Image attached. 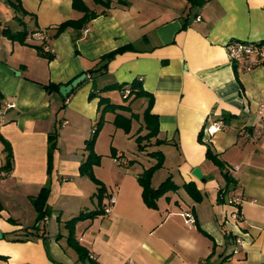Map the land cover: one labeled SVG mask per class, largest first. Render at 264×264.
Masks as SVG:
<instances>
[{
  "label": "crops",
  "instance_id": "1",
  "mask_svg": "<svg viewBox=\"0 0 264 264\" xmlns=\"http://www.w3.org/2000/svg\"><path fill=\"white\" fill-rule=\"evenodd\" d=\"M13 1L18 9L0 0V264H264V63L242 71L225 50L231 38L264 40V0H110L108 8L82 0L98 15L56 35L58 24L83 15L73 0ZM4 28L29 33L21 43ZM33 32L47 37L53 58L39 54ZM123 46L129 47L106 70L87 73ZM82 73L85 79L66 97L45 88ZM133 80L153 96L150 112L158 118V133L142 141V151L136 137L148 131L142 120L148 97L130 96L126 110L103 114L100 104L102 97L127 105L118 99L121 90L101 89H128ZM116 113L131 118L129 132L114 124ZM216 119L225 127L206 135L204 127ZM255 129L261 134L252 139ZM94 134L100 200L99 185L79 171ZM156 138L164 143L154 144ZM4 140L11 147L9 172ZM208 147L223 167L206 156ZM155 150L163 164L151 186L170 176L179 188L151 208L138 175L155 163L147 155ZM195 167L201 179L192 174ZM187 182L195 184L199 201L181 187ZM44 185L48 213L37 222L32 199ZM111 194L116 200L106 213ZM233 196L240 204L228 201ZM99 209L66 225L80 212ZM186 210L195 216L192 226L180 214Z\"/></svg>",
  "mask_w": 264,
  "mask_h": 264
},
{
  "label": "trees",
  "instance_id": "2",
  "mask_svg": "<svg viewBox=\"0 0 264 264\" xmlns=\"http://www.w3.org/2000/svg\"><path fill=\"white\" fill-rule=\"evenodd\" d=\"M191 4L195 3V0H188ZM9 2L11 3V5L15 8L18 9L20 4L19 2L15 3L13 0H9ZM93 2L95 4H99L103 7L108 8L110 6V0H93ZM119 2H124L127 3L124 0H119ZM73 8L80 10L81 12H83V15L78 18V19H70V20H66L64 22H61L60 24H58L55 29V35L59 34L61 31H63L64 29L68 28V27H74V28H82L89 20H91L92 18L96 17L98 14L97 12H95L94 10L89 9L84 2H82V0H73L72 2ZM3 33L5 35L8 36V38H10L11 40H17L21 43L25 42V39L29 33V31H27L25 28L22 30H18V31H11L8 28H4L3 29ZM34 33V32H33ZM264 42V40H263ZM44 41L40 42L38 45H36V49L39 52V54L43 57H46L47 59H51L53 58V53L51 52V50L46 51L44 50ZM129 46H123L120 48H117L111 52H108L106 54H104L103 56L100 57L99 63H101L100 66H98L97 68H93L87 71V73H93V72H103L104 70L107 69V64L108 62L117 54V53H121L124 50H126ZM125 84H109L105 87H103L101 89V91H109V90H114V89H119L122 91V96L124 94V90L127 88H124ZM60 84L58 83H53L50 82L48 84L45 85V88L48 91H58ZM128 90H129V95L125 98H129L130 96H132V99L135 98H139V97H148V102H147V106L144 109L143 113H142V120L144 122V128L147 129V133L143 136H137L136 137V142H137V148L139 151L144 150V148L147 146L145 143L142 144L143 140H150V138L152 137H156L157 133H158V118L156 115L152 114L151 111V107H152V102H153V96L151 94H149L148 92H146L145 90H143L142 86H141V82L139 80H133L132 82H130L128 84ZM91 97L94 96V92H91ZM0 99H1V93H0ZM100 104L104 105V107L102 108V114L107 111V110H111L114 111L117 108H121L123 110H126L128 107L127 105H122V104H110L107 103L106 98H100ZM102 114L100 116L99 122L98 124H100V122L103 120L102 118ZM136 118H138L137 115H135ZM114 124L117 127H121L124 129L125 132H129L130 129V124H131V118L126 117L122 114L116 113L115 117H114ZM96 131V130H95ZM95 134L90 138L89 141H87L86 143V148L89 150V154L86 160H84L83 162H81L80 166H79V171L80 174L82 175H86L87 177H89L93 182H95L97 185H99V189L97 191V197L100 198L102 197L103 191H104V187L100 184L99 180H97L92 172V166L97 163L99 161V156L96 155L93 152V145L95 142ZM51 140L53 139L54 141L51 142L50 146H49V156H48V167H50L51 163H50V149L55 147V139H56V134H52L50 136ZM200 139L201 135H200ZM164 143L163 140H160L158 138L155 139L154 144L156 145H160ZM4 145H5V151L7 153L6 156V163L3 166L4 170L9 172L11 169V147L10 144L4 140ZM148 156L152 157L155 159V163L153 165H151L150 167L144 169L139 175H138V182L142 187V197L143 200L145 202V204L148 207L154 208L156 207V200L162 196L163 194H165L168 191H175L179 188V185H177L176 183L173 182V180L171 179L170 176L166 177L163 181H161L159 183V185L157 187H152L151 186V176L153 174V172L160 168L163 164V154L161 151L159 150H155V151H151L147 153ZM206 156L211 159L215 164H217L218 166L223 167V163L218 159V157L213 154V152L210 150V147L207 148V152H206ZM226 175V174H225ZM228 181H231V179L229 177H227ZM188 194L189 196L194 200V201H199L201 199V194L200 192L196 189L195 184H193L192 182H187V183H183L181 186ZM47 194H48V185H44L39 193L32 199L33 205L35 207V210L37 212V222L40 221L44 215H46V213H48L47 208H46V198H47ZM102 210H93V211H88V212H80L79 214H77L76 216L72 217L71 219L67 220L66 225H73L76 221L78 220H82V219H86V218H90L93 217L99 213H101ZM38 228L37 226H34V229ZM27 235V234H26ZM30 235H33L30 234ZM20 239V238H19ZM18 239V240H19ZM70 239H72V237H70ZM76 250L81 253L82 248L80 246H76Z\"/></svg>",
  "mask_w": 264,
  "mask_h": 264
},
{
  "label": "built area",
  "instance_id": "3",
  "mask_svg": "<svg viewBox=\"0 0 264 264\" xmlns=\"http://www.w3.org/2000/svg\"><path fill=\"white\" fill-rule=\"evenodd\" d=\"M33 40L39 41V42H45L47 40V37L42 34L41 32H34L30 36ZM44 50L49 51L50 48L44 43ZM225 50L227 53V56L231 63H235L236 66H238L242 71H250L254 69L255 67L261 65L264 63V42L258 41L253 42L249 40H240L231 38L225 43ZM129 95V90L125 89L123 97H127ZM2 113V110L0 108V114ZM259 113L261 115H264V104L260 105V111ZM225 127V124L222 120L216 119L213 120L209 125L205 126L203 129V132L208 135L212 136L215 132L221 130ZM261 134V131L259 129H255L252 135V139H255L256 137H259ZM5 175L4 171H0V178ZM116 200V197L114 194H111L108 198V202L104 208V211L106 213L110 212L112 210L113 204ZM230 203L234 204H240L242 201L240 196H233L228 200ZM181 216L184 218L185 224L188 226H192L195 223V216L192 211L186 210L180 213ZM47 219V217H45ZM237 241L240 242V239L237 238ZM126 264H137L133 260H128Z\"/></svg>",
  "mask_w": 264,
  "mask_h": 264
},
{
  "label": "water",
  "instance_id": "4",
  "mask_svg": "<svg viewBox=\"0 0 264 264\" xmlns=\"http://www.w3.org/2000/svg\"><path fill=\"white\" fill-rule=\"evenodd\" d=\"M86 77L85 73L80 74L79 76H77L76 78H74L73 80H71L68 84H64V85H60L58 92L63 96L66 97L67 94L69 92H71V90L77 86L79 83H81ZM192 174L201 179L202 178V173L200 171V169L198 167L193 168ZM0 238H1V232H0Z\"/></svg>",
  "mask_w": 264,
  "mask_h": 264
},
{
  "label": "rangeland",
  "instance_id": "5",
  "mask_svg": "<svg viewBox=\"0 0 264 264\" xmlns=\"http://www.w3.org/2000/svg\"><path fill=\"white\" fill-rule=\"evenodd\" d=\"M118 99L121 100V103H123V102L126 103V104L128 103V100L122 98L120 95L118 96ZM132 105H133V104H132ZM133 106H134V105H133ZM154 149H157V148L155 147ZM140 155H142V154H140ZM142 156H144V155H142Z\"/></svg>",
  "mask_w": 264,
  "mask_h": 264
}]
</instances>
